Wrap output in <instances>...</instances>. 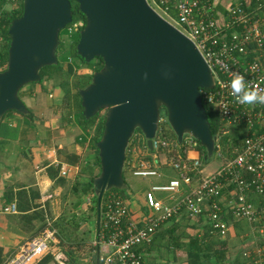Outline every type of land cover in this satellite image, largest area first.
Segmentation results:
<instances>
[{
  "label": "built area",
  "instance_id": "built-area-1",
  "mask_svg": "<svg viewBox=\"0 0 264 264\" xmlns=\"http://www.w3.org/2000/svg\"><path fill=\"white\" fill-rule=\"evenodd\" d=\"M12 1L6 0V3ZM147 2L194 42L213 78L210 89H199L202 101L215 108L224 129H240L242 140L229 149L215 137V156L222 164L216 171L202 175V161L196 148L198 141L188 134H184L180 144L162 137L160 123L166 121L165 117L160 115L156 135L151 139V151L141 131L134 132L131 139L154 154V158L153 162L138 160L134 148L136 155L130 162L131 173L143 178L160 176L159 154L164 153V164L175 170L177 178L152 184L145 190L143 199L147 213L141 222L130 214L128 204L117 192L104 191L97 204L91 254L97 264H150L146 252L139 251V247L149 244L154 234L174 217L197 225L199 236L204 227H208L209 232L221 240L227 239L233 231L234 221L245 220L251 231L243 236L244 241H249L240 252L243 264H264V6L261 3L251 10L242 2L233 3L220 21L216 10L219 0ZM1 10L2 7L0 24ZM171 11L176 18L171 16ZM84 23L80 18L73 19L66 29L74 34ZM180 146L182 150L178 149ZM69 170L67 165H61L60 176L68 177ZM154 192L166 194L160 199ZM253 194L261 196L259 201L248 199ZM90 198L93 201V197H88V204ZM0 211L15 213L16 204H4ZM56 236V228L47 222L38 236L24 242L4 264H37L50 252V244L56 241ZM238 253L234 254V260Z\"/></svg>",
  "mask_w": 264,
  "mask_h": 264
},
{
  "label": "water",
  "instance_id": "water-1",
  "mask_svg": "<svg viewBox=\"0 0 264 264\" xmlns=\"http://www.w3.org/2000/svg\"><path fill=\"white\" fill-rule=\"evenodd\" d=\"M72 1L84 15L77 54L103 65L79 89L82 115L89 119L107 108L96 143L100 170L93 191L100 204L104 191L124 186L129 140L136 129L152 150L162 112L177 142L195 138L211 158V133L200 88L213 78L194 42L161 17L147 0H23L21 16L8 27L7 63L0 71V120L7 111L27 113L18 93L40 80V69L57 63L59 33L73 20Z\"/></svg>",
  "mask_w": 264,
  "mask_h": 264
},
{
  "label": "crops",
  "instance_id": "crops-1",
  "mask_svg": "<svg viewBox=\"0 0 264 264\" xmlns=\"http://www.w3.org/2000/svg\"><path fill=\"white\" fill-rule=\"evenodd\" d=\"M242 3L248 9L255 10L259 4L264 3V0H244ZM232 4L233 2L230 0H219L216 10L220 21L223 20ZM23 91L30 94L27 89ZM37 94H40V91ZM31 96L34 97L35 94ZM32 97L29 98L30 101ZM34 99L35 101L38 100L37 97ZM28 108L30 109V107ZM30 110L33 115L32 119H21L18 138L0 140V209L4 204L11 202L16 204L17 209L15 213H2L0 211L2 264L17 252L24 242L38 236L45 229L47 222H51L53 225L55 221L61 219H64L63 223H58L57 226L53 225L57 230V239L50 244L51 250L48 254L52 256L51 261L55 262L53 256L56 255L59 259L56 262L64 264L60 260L68 259L70 254H74L71 250L79 242L84 243V246L89 244L88 249L91 254L94 222L90 226H83V223L76 222L74 228L68 225L66 221L69 217L64 218L63 209L66 208L65 206L70 207L71 204L68 205L67 203H71V201L68 197L65 200L66 205L63 203L64 201L60 199V189L66 190L67 193V187L64 184L67 180L84 181L88 177L97 176L100 168L95 163L94 151L90 146L89 139L81 142L83 135L81 129L71 122L70 125L66 126L67 120H62L58 109L45 107L37 108L35 112ZM20 118L24 117L8 118L5 122H8L9 126H14ZM76 135L77 138L75 139L74 136ZM194 153L195 151L192 152V154ZM148 154L154 158V154ZM60 165H67L70 168L68 177L60 176ZM141 195L143 198V193ZM7 196H9V200ZM136 197V193H131V201L128 206L130 214L141 219V222L147 213V208L145 207L144 213H138L137 208L134 207L136 205L133 203ZM62 207L64 208L62 209ZM73 207L74 205L71 207L72 209L70 208V217L72 215L74 217V213L77 214L81 205L78 208ZM73 223L72 225H74ZM60 224L65 227L68 225L69 229L65 228L66 230L62 231ZM187 224L191 225V227L188 225L190 229L195 228V231L198 229L195 224ZM41 227L43 229L35 235ZM85 234L89 236L87 237ZM146 254L147 260L160 257L154 251ZM92 259L94 260L93 256L87 257L86 264H96V262L93 263Z\"/></svg>",
  "mask_w": 264,
  "mask_h": 264
},
{
  "label": "trees",
  "instance_id": "trees-1",
  "mask_svg": "<svg viewBox=\"0 0 264 264\" xmlns=\"http://www.w3.org/2000/svg\"><path fill=\"white\" fill-rule=\"evenodd\" d=\"M6 0H0V7H2L1 10V15H2V20H1V36L4 37L6 40V47L9 45V35L7 33L8 27L11 23V21L22 14L23 10V2L22 0H17L15 3L11 5L10 9H3L5 6ZM264 6V3H262ZM244 5V4H243ZM245 6V5H244ZM73 12V19H82L85 22V17L84 15L78 10L77 4L75 3L74 8H72ZM62 35V36H61ZM63 37V38H62ZM79 38V32H76L74 34H69L66 27L62 29L59 33V45L56 50V56H57V63L53 65H48L44 66L40 69V80L38 82H41L44 79H52L56 77L62 70V63L66 62L67 63V68L66 72L68 74H71L73 71L72 63L70 60L72 59L73 56H77L83 64H85L89 68H93V72L97 71L100 67H102V59L100 57H97L98 61L97 63L94 62H85L83 58H81L76 51V44L78 42ZM65 39L68 41V49L66 50V45H65ZM5 47V48H6ZM67 51V52H66ZM0 60L2 64H5L7 62V50H0ZM78 65V64H77ZM100 65V66H99ZM76 66V65H75ZM79 68L80 66H76V68ZM92 73L85 75V77H81L79 81H76L73 83V87L70 88L67 84V81H62L59 83L61 87L64 90V105L63 107L68 110V115H73V121L74 125L78 126L81 131L83 132V135L81 136V142H84L85 140L89 139L90 141V146L92 147V150L94 151L96 155L95 163L98 168H100L99 164V158H98V150L96 148V143L100 139L102 132H103V124H104V117L100 116V111H98L93 117L86 119L82 115V106H81V101H80V95H79V89L85 87L91 80ZM35 82V83H38ZM34 83V82H33ZM72 89H75V92L72 91ZM23 90V89H22ZM20 90L18 95L20 97V93L24 92ZM22 91V92H21ZM32 91V90H31ZM21 99V98H20ZM203 106L205 108V112L207 115L208 122L210 124V129L211 133L214 137H216L217 141L221 142L222 144L227 145V148L231 149L232 147L238 145L241 140L242 136L240 135V129L234 128L233 134L225 133L223 134L222 132L225 130L222 126L221 121L218 118L217 112L215 108L212 105H209L205 102V100L202 101ZM11 112H16L14 110L7 111L6 113H11ZM5 113V114H6ZM19 114V117L24 116L28 118L29 120L32 119V111L27 107V113L26 114ZM161 116L165 117L166 113L165 111L161 113ZM68 117H63V119L67 120ZM4 117L0 120V127L2 124H6L9 126L8 122L3 121ZM165 123L167 121L161 122L160 123V133L162 137H168V138H174L176 139V136L172 129L169 126V130L167 133ZM18 126V124H17ZM17 126H10V127H17ZM94 130V133L91 134L90 130ZM135 132H139V130H135ZM222 133V134H221ZM170 136V137H169ZM6 139V138H5ZM4 138H0V140H5ZM135 147H138V142L135 139H131L129 141L128 145V150L125 158V163H124V169H123V181H124V186L121 189H111L115 192H117L123 199L130 198L131 193L133 192L130 190L128 187L129 182L126 180L124 171H129L131 173V167H130V162L131 159L134 155L133 149ZM197 150L200 152V159L202 163H204V157L206 156V150L203 146L200 145L198 142L197 144ZM180 149L182 150V146H180ZM216 155V149L213 152L212 156ZM139 155L137 154V158ZM216 157V156H215ZM150 159V157H148ZM210 160L208 158L207 162ZM56 172V171H55ZM133 175V174H132ZM134 176V175H133ZM93 176L88 177L84 181L77 180L73 183L74 190L79 189L82 194H93V202H94V207H95V213L97 209V200H96V194H94L93 191ZM128 189V190H127ZM77 191V190H76ZM130 191V192H129ZM104 195V194H103ZM9 196H7V199ZM11 197V196H10ZM103 198V196H102ZM252 202H256L252 196L248 197ZM7 204V203H6ZM73 217V215H72ZM69 216V221L70 218ZM66 219V218H65ZM67 219V220H68ZM184 221L181 217L176 218L174 217L171 222H169L165 227L159 229L153 236L151 242L146 245H142L139 247V251L141 252H146L150 253L154 249H157L158 247H162L163 241L168 240L171 241L170 245L173 244V248H181L186 246L185 253L187 256V262L186 264H222L224 263L227 259H231V263L233 264H243L244 259L241 258L240 252L238 255H236V259L234 260V256L229 255L230 253V246L227 241V239L221 240L220 238L213 239V235L209 232L208 227H204L201 235L199 236V233L195 231V234L192 236L189 235V233H185L184 230L180 231L178 233V228L181 227V224ZM185 222V221H184ZM54 226L58 225V222L53 223ZM61 225V224H60ZM188 226L187 223L184 224V226ZM62 226V225H61ZM44 227V226H43ZM41 227L35 235L40 233V231L43 229ZM66 230V229H65ZM233 230L234 233L238 235H243L240 233L238 223H234L233 225ZM63 231V230H62ZM246 234V233H245ZM181 236H186L188 241L185 243L184 241L180 240L179 238ZM160 238V240H158ZM172 239V240H170ZM159 241V242H158ZM158 245V247H157ZM169 245V244H167ZM2 248L0 247V264L3 263V256H2ZM97 257V255H96ZM52 256L50 254H47L44 256L37 264H47L51 261ZM96 260V259H95ZM150 264H153L154 262H151L148 260ZM97 264V263H96Z\"/></svg>",
  "mask_w": 264,
  "mask_h": 264
},
{
  "label": "rangeland",
  "instance_id": "rangeland-1",
  "mask_svg": "<svg viewBox=\"0 0 264 264\" xmlns=\"http://www.w3.org/2000/svg\"><path fill=\"white\" fill-rule=\"evenodd\" d=\"M17 0H14L12 2H8L5 3V9H10L11 5L13 3H15ZM151 3V0H148ZM233 3H238V2H242L244 0H230ZM263 1V0H261ZM23 2V0H22ZM157 9V8H156ZM158 12L164 16L165 18H168L167 14L164 12H162L161 10L157 9ZM171 16L173 18H176V14L174 11L170 12ZM177 26V25H176ZM62 36V35H61ZM63 38V37H62ZM6 40L4 39V37L1 38L0 40V50H8V47H6ZM65 45H66V50L68 49V41L65 39ZM6 47V48H5ZM57 50V49H56ZM67 52V51H66ZM98 59L93 58L90 62H94L97 63ZM70 62L72 63V67L73 71L71 74H68L66 72V68H67V63L63 62L62 63V67L63 70L56 75V77L52 78V79H44L41 82L38 83H29L27 85H25L22 89L25 90L27 89L30 94L26 93V92H22L20 93V98L21 100L26 104V106L30 107V109L34 110L33 112L36 111L37 108H52V109H58V111L60 112V116L63 120V117H68L67 121L65 122L66 126L69 124L70 122L72 124L73 121V115H68V110L66 108L63 107L64 105V90L61 87V85H59L60 82L62 81H67V85L72 88L73 87V83L76 81H79L81 79V77H85V75L88 76V74L93 73V68H89L87 67L85 64H83L81 62V60L77 57V56H73L72 59L70 60ZM7 63V62H6ZM6 63L2 64L0 66V71L4 70L6 67ZM89 63V62H87ZM80 66L79 68L76 66L78 65ZM76 65V66H75ZM103 65V62H102ZM100 66V65H99ZM101 67L98 69L100 70ZM97 70V71H98ZM87 86V85H86ZM84 88V87H83ZM32 90V91H31ZM40 91V94H37V92ZM73 92H75V89H72ZM35 94L34 97H37L38 100L35 101L34 97H32L31 95ZM48 94H51V96H48ZM31 101L29 100V98H31ZM28 99V100H27ZM107 108L100 110V116L105 118V114H106ZM19 114L18 112H11V113H6L3 117V121L8 120V118H13L15 119L16 117H18ZM59 116V117H60ZM24 117V116H21ZM166 118V116H165ZM21 119L27 120L28 118L24 117V118H20L17 120L16 124L14 126H18L13 128L10 126H7L6 124H2V126L0 127V138H7V139H16L18 138V135L20 134V124H21ZM23 120V121H24ZM63 122V121H62ZM33 123V121H32ZM166 126V130L167 133L169 130V126L168 124L165 123ZM137 130V129H136ZM226 130H228L226 132ZM232 132H234V128L232 127H225V133H229V134H233ZM90 133L93 134L94 130H90ZM223 133V134H225ZM78 135V134H77ZM77 135L74 136V138H77ZM170 137V136H169ZM170 140H175L174 138H168ZM135 149H137L136 153H138L139 157L138 160H144V161H152V155H149L147 151H145V148H143V146H138L135 147ZM178 149L180 150V147H178ZM1 150V147H0ZM127 153V152H126ZM95 156L96 159V155L95 153L93 154ZM150 157V159L148 158ZM165 154L164 153H160L159 154V161L161 163V168L159 167L158 171L160 172V176H155V177H140V176H133L132 174H130L129 171H124V175L126 180L129 182L128 187L130 188V190L133 192V194H137L136 199L133 201V203L136 205L134 207H136V211L138 213H144L145 212V206L143 205V198H142V193L145 192V190H149L152 184H161V183H165L167 182L169 179L171 178H177V173L175 172V170H173L171 167H169L167 164L165 163ZM222 164V161L220 158H217L215 156H212L210 158V160L208 162H204L202 163V175H207L208 173H212L214 171H216ZM61 166V165H60ZM73 181L67 180L66 183H64L67 187V193L66 190L60 189V199H62V201H64L63 203H65V200L68 199L71 201V203H67L68 205L71 204V206H65L66 208L62 207L63 209V213H64V218L69 217L70 216V210L72 209L71 207L74 205V207H79L81 205L80 208L74 209L77 210V214L74 213V217H72L69 221V219L66 221V223H68V225H71L73 228L76 226V222H81L84 225L90 226L93 222H96V213H95V207L93 204L92 199L90 198V203H87V198L88 197H93V194H82L80 192L79 189L74 190ZM72 185V187H71ZM71 187V188H70ZM71 189V191H70ZM128 190V189H127ZM70 191V192H69ZM69 192V194H68ZM130 192V191H129ZM71 193V194H70ZM166 193L163 192H154V195L156 196V198H164ZM70 195V196H69ZM252 198H254L256 201H259V199L261 198L260 195L258 194H253L251 195ZM126 204H129V202L131 201L130 198H126L124 199ZM62 203V204H63ZM66 205V203H65ZM73 207V208H74ZM71 208V209H70ZM183 220H186L185 218H182ZM188 219V218H187ZM64 219L61 220H57L56 222L58 223H63ZM74 222V223H73ZM183 223L181 224V227L178 228V233L182 230H184L185 233H189V235H193L195 234V228L190 229L188 226H184V224L186 222L182 221ZM72 223L74 225H72ZM233 223H238V227L240 230V233H242L243 235H238L236 233H234V230L229 234L227 241L229 243L230 246V254H235L236 251L237 252H241L242 248L244 246H246L247 244H249V241H244L243 240V236L245 233H249L250 230V226L249 224L245 221V220H241L239 222H233ZM94 224V223H93ZM68 225L65 227L64 225L61 226L62 230H64L65 228H68ZM82 225V224H81ZM189 225V224H188ZM191 227V225H189ZM196 227H198L196 225ZM201 228V226H199ZM199 229V228H198ZM200 231V229H199ZM87 234V233H86ZM85 234V235H86ZM87 237L89 235H86ZM245 239L248 237H244ZM180 240L184 241L185 243H187L188 239L186 236H181L179 238ZM213 239H217V237L213 236ZM160 240V238L158 239ZM172 240V239H170ZM251 241V239H249ZM159 242V241H158ZM171 241L168 240H164L162 247H158L157 245V249H154L153 251L156 252L157 254L160 255V257H156V258H152L150 259L151 262L154 263H159V262H163L166 264H186L187 262V256L185 253V249L186 246L181 247V248H173V244L170 245ZM169 244V245H167ZM89 244H87V246H84V243L79 242V244H75L73 248L74 254H70V256L68 257V259H61L60 262L64 263V264H86V259L87 257L91 258L92 254L89 253ZM54 261H51L47 264H59L58 261L59 259L55 256H53ZM70 259V260H69ZM93 263L95 262L92 259ZM222 264H232L231 263V259H227L224 263Z\"/></svg>",
  "mask_w": 264,
  "mask_h": 264
},
{
  "label": "flooded vegetation",
  "instance_id": "flooded-vegetation-1",
  "mask_svg": "<svg viewBox=\"0 0 264 264\" xmlns=\"http://www.w3.org/2000/svg\"><path fill=\"white\" fill-rule=\"evenodd\" d=\"M75 3H76V2L72 1V8H74V6H75Z\"/></svg>",
  "mask_w": 264,
  "mask_h": 264
}]
</instances>
